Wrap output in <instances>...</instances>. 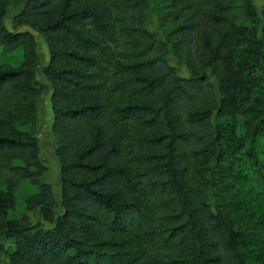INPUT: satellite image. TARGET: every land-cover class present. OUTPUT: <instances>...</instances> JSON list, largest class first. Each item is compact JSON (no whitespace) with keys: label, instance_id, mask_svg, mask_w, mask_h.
I'll list each match as a JSON object with an SVG mask.
<instances>
[{"label":"trees","instance_id":"trees-1","mask_svg":"<svg viewBox=\"0 0 264 264\" xmlns=\"http://www.w3.org/2000/svg\"><path fill=\"white\" fill-rule=\"evenodd\" d=\"M151 1L165 40L144 25L148 0H26L11 28L1 3L0 51L22 52L19 63H0L8 264H264V246L212 209L205 176L217 152L212 114L243 89L237 53L264 62L257 8L253 0ZM25 25L48 49L41 72L51 84L59 202L39 156L36 97L45 84ZM170 50L189 76L169 63ZM25 180L33 191L11 215Z\"/></svg>","mask_w":264,"mask_h":264},{"label":"rangeland","instance_id":"rangeland-1","mask_svg":"<svg viewBox=\"0 0 264 264\" xmlns=\"http://www.w3.org/2000/svg\"><path fill=\"white\" fill-rule=\"evenodd\" d=\"M26 0H0L6 5L4 22L11 28L12 16L20 10ZM260 16L258 25L259 44L264 49V0H253ZM153 3L148 0L144 13V25L156 33L157 37L165 40L160 29L155 13L152 10ZM37 37L39 32L31 28ZM43 42V41H42ZM40 43V42H39ZM43 43L38 44L41 55ZM170 46V43H169ZM240 51L235 57V68L243 75V89L235 97V101L227 107H218L214 110L211 122L218 132L217 152L209 155L207 159L208 172V201L212 209L221 211L237 218L243 232L256 247L264 246V62L252 56H244ZM167 59L176 67L181 76H189L187 66L180 63L169 51ZM22 60L20 49L9 52L0 51V63L9 62L17 64ZM40 63L36 70V77L45 87L36 97L37 123L35 135L39 142V156L48 166L44 178L52 185V193L56 200H60V173L59 163L55 155V138L51 124L53 113L50 105L51 84L44 78ZM210 80L217 85V80L210 70H207ZM223 169L219 176L218 169ZM32 184L22 181L17 189V206L11 211V215H19L24 210V196L31 193ZM31 219H39L37 210L29 212ZM42 225H48L42 221ZM4 250L0 252V264H8L7 249L11 247L9 240L4 241Z\"/></svg>","mask_w":264,"mask_h":264},{"label":"crops","instance_id":"crops-1","mask_svg":"<svg viewBox=\"0 0 264 264\" xmlns=\"http://www.w3.org/2000/svg\"><path fill=\"white\" fill-rule=\"evenodd\" d=\"M34 33V32H33ZM34 35H35V33H34ZM39 35H40V37H37L36 35H35V38H36V43H37V50H38V44H40V43H43V45L41 46L40 45V47H41V51H42V54L43 55H41L40 53H39V51H38V53H39V56H40V60H41V63H42V59L44 58V60H43V63L45 62V61H47V59H48V49H47V45H46V42H45V39H44V37H43V35L39 32ZM43 41V42H42ZM40 42V43H39ZM16 195H17V192H16Z\"/></svg>","mask_w":264,"mask_h":264}]
</instances>
